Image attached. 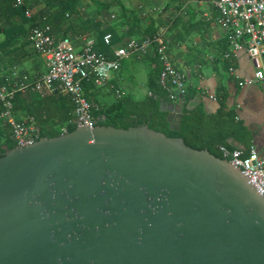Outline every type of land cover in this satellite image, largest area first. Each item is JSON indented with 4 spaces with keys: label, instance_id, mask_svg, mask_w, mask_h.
Returning a JSON list of instances; mask_svg holds the SVG:
<instances>
[{
    "label": "water",
    "instance_id": "1",
    "mask_svg": "<svg viewBox=\"0 0 264 264\" xmlns=\"http://www.w3.org/2000/svg\"><path fill=\"white\" fill-rule=\"evenodd\" d=\"M0 264H264V193L147 124L77 125L0 156Z\"/></svg>",
    "mask_w": 264,
    "mask_h": 264
},
{
    "label": "trees",
    "instance_id": "2",
    "mask_svg": "<svg viewBox=\"0 0 264 264\" xmlns=\"http://www.w3.org/2000/svg\"><path fill=\"white\" fill-rule=\"evenodd\" d=\"M34 1L36 0H23L22 4L16 5L15 0H0V32L5 34L3 40L5 46H10L23 31L25 32L26 24L28 28H31L37 22L47 23L50 25L52 33L57 36L60 31L61 36L57 37L62 38L69 36L75 20H79L80 23L85 22L80 16L78 0H43L45 5L33 12L32 18H28L25 16V10L32 8ZM177 7L179 8L181 5L177 4ZM46 11L49 13L45 14ZM128 14L131 17H127L125 20L128 28L122 36L131 38L135 35L137 40H142L145 37L151 38L155 34L159 25L150 21L143 26L142 17L137 11H133L131 15ZM175 19L176 17L170 16L163 23H169L170 27ZM2 21L10 22V25L4 28L1 25ZM64 24L67 25L66 29H63ZM99 24L100 22H98V26ZM108 32L112 37L110 43L107 44L103 36ZM75 33H82V31H75ZM116 34L118 33L113 26L94 32L95 48L109 54L111 45L121 38ZM152 46L155 49L153 44ZM227 47L226 39L224 53L228 50ZM152 63L153 65L146 71L147 93L141 97L129 91L116 95V88L110 86V92L114 96L110 101L103 103L97 97L100 87L96 86L91 79L84 82L87 98L93 103V125L128 128L147 124L150 128L163 132L167 136L181 137L185 144L192 148L207 149L216 157L228 160L230 157L224 155L221 147L233 149L235 146L232 145L231 139L243 143L244 146L247 145L248 130L243 121L238 118L235 109L227 107L225 97L219 95L217 98L218 108L214 112H207L201 100V93L194 86L185 82L184 92L177 93L170 84L163 85L160 82L161 65L156 55L152 58ZM223 65L226 69L233 65L232 54L223 57ZM24 75L28 76V74H18L17 77L20 78L18 81L0 82V86L5 85L12 88L14 87L13 82H19ZM34 80L26 79L29 83ZM27 87L32 88L31 85ZM20 90H16L13 97L14 110L21 102ZM171 104L182 107L181 117L169 120V111L161 109V105ZM24 115L34 118L37 127L36 139L43 136H58L63 132L74 130L77 126L74 121V104L67 94L55 93L43 96L36 94L32 102L25 106ZM175 123L179 124L178 129L175 128ZM16 144V141L11 137V131H0V156ZM243 149L245 154L249 148Z\"/></svg>",
    "mask_w": 264,
    "mask_h": 264
},
{
    "label": "crops",
    "instance_id": "3",
    "mask_svg": "<svg viewBox=\"0 0 264 264\" xmlns=\"http://www.w3.org/2000/svg\"><path fill=\"white\" fill-rule=\"evenodd\" d=\"M133 1L138 6L136 11L140 15L142 11L149 12V15H156L163 11L160 8L157 9L159 6H154L158 2L149 4L152 0H144L142 5L141 0ZM164 1L165 15L176 17L168 31L169 50L177 66L184 71L185 82L201 93V100L207 112H214L218 108L219 95L225 97L227 107L235 109L238 118L243 121L248 130L247 145L244 146L236 140L240 144L239 147H254L259 157L264 160V80L239 84V79L236 77V75L239 78L251 77L256 68L254 62L247 52L241 49L232 53L235 71L230 72L224 67L226 32L214 22L215 11L211 4L200 0ZM44 3L43 0L34 1L32 11H38L45 5ZM175 3H179L181 7L175 6ZM79 11L81 13L80 9ZM48 13L45 12V14ZM80 16L85 22L80 23L79 20H75L69 32V36L75 39L78 46L84 39L94 41L93 33L109 26L115 28L118 37L121 36L111 45L109 54L115 47L130 38L122 36L128 28L127 24L125 26L114 24L117 23L114 13L108 17L103 13L99 26L93 24L88 17H83L81 14ZM1 25L7 28L10 22L2 21ZM66 26L64 24L63 29H66ZM30 31L31 28H28L26 24L25 32L23 31L10 46L3 44L5 34L0 32V82L18 81L20 79L17 77L18 74H28L24 76L34 80L46 70L43 57L31 45ZM75 31H82V33H75ZM60 33V31L57 33L58 37L61 36ZM154 56L155 49L149 45L143 51H136L125 57L119 69L112 74L109 84L100 87L98 99L104 103L113 98L110 86L122 92H132L139 97L144 96L147 93L146 71L153 65ZM261 63L264 65V58L261 59ZM19 92L21 102L14 111L17 117H22L25 116V106H28L39 93L28 87ZM0 131H11L10 126L1 117Z\"/></svg>",
    "mask_w": 264,
    "mask_h": 264
},
{
    "label": "built area",
    "instance_id": "4",
    "mask_svg": "<svg viewBox=\"0 0 264 264\" xmlns=\"http://www.w3.org/2000/svg\"><path fill=\"white\" fill-rule=\"evenodd\" d=\"M211 4L215 14L214 22L226 32L228 50L230 54L245 50L255 64V71L251 77L239 78V84H249L257 80H264V0H200ZM23 0H15L16 5ZM25 16L32 18L31 8L25 10ZM169 23L159 24L155 34L142 40L126 39L115 47L112 53L106 54L97 50L93 40H83L78 46L70 36L58 38L52 33L47 23H35L31 27L30 41L36 52L44 59L46 70L33 82L26 81V76L14 84V87L0 86V117L10 126L11 137L18 145L32 143L37 137V127L32 116L17 117L14 111L13 97L15 91L31 85L40 95L64 93L70 96L74 104V121L77 125H93V103L87 98L84 82L92 80L98 87L109 84V80L116 72L121 61L131 53L141 52L146 46H155V55L161 65L160 82L170 84L177 93L185 90V73L177 66L169 50ZM111 33L103 36L105 43H110ZM228 70L235 71L234 65ZM116 95L123 93L115 89ZM229 161L243 167L261 191L264 193V160L261 159L254 147H250L244 154V149L221 147Z\"/></svg>",
    "mask_w": 264,
    "mask_h": 264
},
{
    "label": "rangeland",
    "instance_id": "5",
    "mask_svg": "<svg viewBox=\"0 0 264 264\" xmlns=\"http://www.w3.org/2000/svg\"><path fill=\"white\" fill-rule=\"evenodd\" d=\"M143 1L144 0H141L142 5H144ZM152 2H158V4H155L154 6H159L157 9L160 8L163 11H161L160 13H156V15H149V12L146 13V11H142L141 17L143 26L145 24H148L150 21H152V23L155 25L162 24L168 17L167 15H165L166 12L163 5L165 2L164 0H152L149 4H151ZM77 5L81 10L80 14L83 17H88L90 21L93 22V24H98V22H101L103 13L104 16L106 15L107 17L110 16L111 13H114V15L116 16L115 21L117 22L114 24H119V26H125L126 18L131 17L128 13H130L131 15V13L133 11H136V9L138 8L133 0H78ZM174 5L177 6V3H175ZM132 38L137 40L135 35H133Z\"/></svg>",
    "mask_w": 264,
    "mask_h": 264
}]
</instances>
